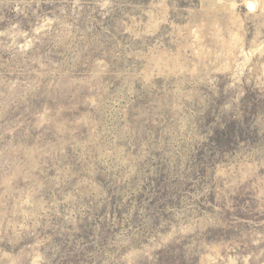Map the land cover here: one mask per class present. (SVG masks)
Masks as SVG:
<instances>
[{"label":"rangeland","instance_id":"obj_1","mask_svg":"<svg viewBox=\"0 0 264 264\" xmlns=\"http://www.w3.org/2000/svg\"><path fill=\"white\" fill-rule=\"evenodd\" d=\"M0 264H264V0H0Z\"/></svg>","mask_w":264,"mask_h":264}]
</instances>
